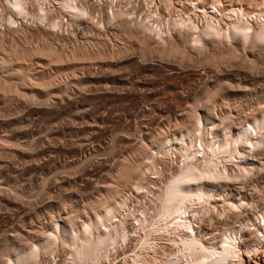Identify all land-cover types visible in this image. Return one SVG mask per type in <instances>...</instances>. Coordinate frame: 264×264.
I'll list each match as a JSON object with an SVG mask.
<instances>
[{
	"label": "rangeland",
	"instance_id": "obj_1",
	"mask_svg": "<svg viewBox=\"0 0 264 264\" xmlns=\"http://www.w3.org/2000/svg\"><path fill=\"white\" fill-rule=\"evenodd\" d=\"M25 1L29 2L28 14L15 15L14 23L8 20L7 0H0V264L41 243L57 223L71 229L73 225L67 222V217L75 216L77 226L94 217L101 209L97 202L102 198L108 200L109 185L115 181L113 174L123 161L128 162L149 149L157 151L163 141L181 134L194 116H204L206 108L218 119L233 115V125L237 126L243 119L257 116L264 105V56L257 50L249 51L247 59L236 56L233 61L231 58L225 61L206 54L213 62L206 55H202L203 63L179 57L180 63L171 56L176 61L159 64L156 58L154 62H143L151 57L148 56L151 50L140 41L136 45L142 47L140 55L145 54L140 56L143 57L140 64H127L111 71L113 63L109 59H82L80 45L89 38L80 35L73 38L58 28L52 30L45 18L40 20L36 16L37 4L44 0ZM59 1L46 0L44 7H57ZM243 2L248 5L246 0ZM100 34L97 31L93 34L95 38H90L97 48L102 41ZM96 47L91 50L97 51ZM110 73L115 79L109 77ZM216 75L220 77L217 79ZM227 86L234 87L237 93L232 94ZM206 87L211 91L207 92ZM196 95L204 97L203 105L195 102ZM257 149L256 153L261 154L255 162L259 176L252 178L245 174L247 180L241 179L250 201L254 202L250 213L264 210V144ZM235 166L230 165L233 174L240 172ZM133 188L130 187L132 191ZM133 193L134 206L140 195L135 188ZM134 215L137 212L132 209L128 220L132 241L99 264L131 262L132 255L145 241ZM252 223L249 228L259 227L258 223ZM215 224V227L205 224L204 230L209 235L218 234L230 223L223 220ZM173 237L156 238L162 248L159 251L166 252L164 258L177 250L170 241ZM255 243L254 252L241 247V264H264V239ZM57 245L52 261L66 264L70 248Z\"/></svg>",
	"mask_w": 264,
	"mask_h": 264
},
{
	"label": "bare ground",
	"instance_id": "obj_2",
	"mask_svg": "<svg viewBox=\"0 0 264 264\" xmlns=\"http://www.w3.org/2000/svg\"><path fill=\"white\" fill-rule=\"evenodd\" d=\"M45 1L37 4L40 14L37 10L36 16L40 20L45 18L52 30L58 28L57 30L73 38H78L79 35L89 38L85 39V43L81 42L84 44L80 45L82 48L79 51L84 57L82 59L111 60V71L115 67L116 70L119 66L139 63L143 59L139 52L142 47L138 48L136 45L140 41L151 50L148 55L151 57L142 61L154 62L159 59V64H170L175 60L171 56L176 57L179 62V57L202 62V55L206 54L228 61L236 56L247 59L249 51L253 50L259 51L261 57L264 56V0H246L248 5L243 0H236L237 3L234 0H60L57 4L59 12H56L57 7H44ZM7 2L10 7V22L15 15L27 16L29 2ZM53 10L55 12H51ZM56 13L59 15L56 16ZM95 30L101 33L100 39L98 36L96 38L102 39V46L98 42L100 48L90 39L91 36L94 37ZM111 39L110 44H106ZM75 41L78 42V39ZM94 47L98 49L95 52L91 50ZM78 49L80 47L76 50ZM112 74L109 76L111 79L114 78ZM217 76L218 79L220 76ZM209 88L206 87L207 92L211 89ZM228 91L237 93L234 87H229ZM203 99L204 97L197 96L195 102L201 103ZM193 108H190V112ZM206 109L204 116L197 112L200 117L193 115L195 118L190 121V125H186L181 134H174L163 141L157 151L149 149L128 162V159L123 161L117 173L113 174L114 185H109L110 199L102 198L97 202L101 209L93 213L94 217L83 221L81 226L75 224V216L67 217V222L73 225L71 229L57 223L48 236L45 233L47 237H43L41 243L30 247L29 251L24 250L27 252L15 254L13 259L8 258L2 264H33L32 261L57 264L52 261V257L55 256L58 243L70 248L71 254L66 264H99L120 246L132 241L128 228L132 209L137 212L134 215L135 223L140 232L144 233L141 238L145 241L132 255L129 264L240 262L243 259L241 247L253 250L255 242L264 239V210L249 212L254 202L250 201L244 190L246 184L242 185L244 182H241V179L245 180V174L251 177L259 176L260 173L257 172L255 162L259 160L258 155H261L257 154V148L264 144V109L258 108L260 113L256 114V111L257 116L245 118L237 126L233 125V115L218 119ZM233 164L238 166L240 172H231L230 165ZM253 176L252 178H256ZM130 187H134L140 195L138 207L133 206L136 202L134 188L132 191ZM223 220L230 224H226L228 226L221 233L209 235L204 230L205 224L214 226ZM252 221L258 224L261 221V224L254 229L249 228ZM158 235L174 236L170 241L177 250L171 251L170 256L167 252V259L164 258L166 252L159 251L162 248L156 241Z\"/></svg>",
	"mask_w": 264,
	"mask_h": 264
}]
</instances>
